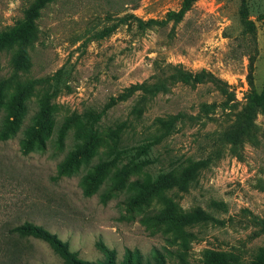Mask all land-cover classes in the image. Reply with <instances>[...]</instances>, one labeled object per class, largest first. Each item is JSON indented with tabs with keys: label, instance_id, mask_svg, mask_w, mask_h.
I'll return each instance as SVG.
<instances>
[{
	"label": "rangeland",
	"instance_id": "1",
	"mask_svg": "<svg viewBox=\"0 0 264 264\" xmlns=\"http://www.w3.org/2000/svg\"><path fill=\"white\" fill-rule=\"evenodd\" d=\"M37 1L0 0V33ZM181 4L49 0L0 48V264H63L8 232L24 221L90 261L99 239L118 261L158 248L165 264L245 263L264 246V0H197L175 19ZM43 109L51 129L30 141Z\"/></svg>",
	"mask_w": 264,
	"mask_h": 264
},
{
	"label": "trees",
	"instance_id": "2",
	"mask_svg": "<svg viewBox=\"0 0 264 264\" xmlns=\"http://www.w3.org/2000/svg\"><path fill=\"white\" fill-rule=\"evenodd\" d=\"M48 1L49 0H38L28 8L25 19L21 24L1 32L0 48L20 39H27L34 28L35 18L39 14V9ZM195 1L197 0H182L180 9L177 12H173L172 17L175 19H181L183 14L189 10ZM240 15L244 27L252 32L254 30V24L248 18V10L245 1L242 2ZM47 111V109L42 110L41 114L43 119L35 128H33L34 132L29 138L30 141L33 138L38 137L40 134H47L50 131L52 120L48 118ZM90 149H92V145L90 144V141H87L83 147L70 151L66 158L60 163L57 177L68 173L83 157L89 154ZM200 165V160L190 161L189 164L181 170V175L186 179L192 178ZM101 173L102 165H97L94 174L86 175L84 177V182L88 185L86 188L87 194L90 193L93 182ZM145 189L149 190L151 187H145ZM141 198L142 196H138L135 201H139ZM8 232L20 237H33L46 242L62 260L63 264H165V256L158 248H154L152 254L148 258H145L137 248H126L121 260L118 261L115 249L109 248L100 239L96 241L95 246L102 253V258L95 261L86 260L78 256L76 251H72L69 247V243L58 237L56 233H53L46 227L31 221H24L21 224L12 226L8 229ZM223 254L224 253L222 252H215L211 257L206 258L205 264H228L226 263V260H223L221 257ZM237 264H264V246L258 249L254 258L250 262Z\"/></svg>",
	"mask_w": 264,
	"mask_h": 264
}]
</instances>
